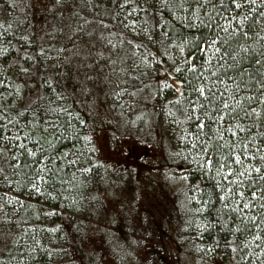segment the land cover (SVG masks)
<instances>
[{
	"label": "rangeland",
	"instance_id": "obj_1",
	"mask_svg": "<svg viewBox=\"0 0 264 264\" xmlns=\"http://www.w3.org/2000/svg\"><path fill=\"white\" fill-rule=\"evenodd\" d=\"M93 2L99 3V0ZM61 5L62 10L53 0H2L0 3V25H3L0 32L10 23L12 27L9 32L15 37L8 32L2 39H12V45L21 48L23 41L20 42L19 37L26 35L31 41L27 46L28 52L35 55L38 49L43 47L50 57L44 67L37 63L39 70L32 79L12 78L15 83L24 84L23 107L31 105L36 108L41 104L46 107V92L42 91L43 85L48 87L43 80L46 77L51 82V88H47L49 92L55 89L56 93H65L66 105L71 100L81 109L87 123L94 120L89 126L81 129L82 133L91 137L90 142L85 143L81 138L80 143L91 169L88 176L91 183L87 187L80 211H68L63 214V210L56 208V218L44 215V212L52 211V208L49 209L35 201L31 204L30 217L34 220L32 223L26 221L25 224L33 225L30 228L32 233L41 234L45 241H41L44 262L40 260L37 264H74V261L75 264H220L213 262L210 255L205 256L203 244L195 238L200 237V234L194 235L193 226L186 227L184 215L180 210L187 196V187L181 181L180 175L186 166L184 161L192 159L190 164L201 168V157L205 154L200 149L201 140L193 136L194 117L191 111H195V117H199V121L203 118L199 116V111H196L197 101L193 94L186 91L187 100H181L186 104L182 111H178L172 104L179 103L178 96L185 90L176 81L182 78L188 63H185L182 56L172 53V47H169V55L181 67L182 72L172 75L176 81L167 80L170 85L179 88L178 94L165 95L173 89L159 87L162 83L161 68L155 64L151 69L143 66L134 72L130 69L129 75L120 71L127 67V64L117 63L115 73H112L103 61H100L98 66L86 68L81 65L85 62L91 64V60L74 58L69 65L65 59L69 55L67 51L61 54L59 61L52 59L51 57L56 56L55 49L70 47L67 43V25L72 23L75 26L77 19L69 20L70 10L74 8L82 16L87 15L91 19L89 8L82 6L81 0H61ZM254 7L263 8L264 0H256ZM239 11L234 8L228 14L221 15V20H218L220 25L229 29L228 33L222 32L223 35H229L230 31L237 27L231 17ZM244 12L247 13V9ZM103 18L108 23H116L106 16ZM60 29H63V32ZM219 31L218 29V34ZM218 36L220 37V34ZM219 43L218 41L217 47ZM216 54L218 55L215 49L210 48L204 55L206 60L200 63V78L206 80V72L214 77L207 81L205 95L207 88L217 90V84H226V81L217 79L219 73L215 68H220L225 63L218 62L220 59ZM10 55L14 53L11 52ZM36 58L37 61L40 60L39 56ZM157 58L163 60L165 68L171 71V60L161 57L159 53ZM130 63L131 61L128 62ZM56 64H59V67L53 66ZM45 67L47 71H44ZM141 71H147L159 83L149 86V82L140 80ZM8 75L11 76V70ZM132 76H139V80L132 79ZM141 81L148 85L142 91L139 90ZM83 89H87V92H83ZM122 90V95H115ZM132 92H136V95H131ZM227 96H230V93H227ZM40 97L44 99L41 100ZM41 113L44 115L43 109ZM17 120L18 129L11 130L9 135L18 134L22 143L25 138L24 129H29L32 125L42 128L40 121H33L32 111L23 113ZM203 135L201 134V137ZM229 145L228 147L231 146ZM244 146L238 149H244ZM231 147L234 150L231 157L233 161L235 155L240 154L235 152L236 147ZM249 148L251 147L247 145V149ZM254 153L255 151L247 153V156L240 155L242 162L245 166L252 164L262 167L257 162L253 163L256 158L252 157H257ZM232 161L229 165L235 172L239 165ZM54 162L57 165V160ZM45 165L52 167V163L44 159L40 167ZM223 171L227 172V166ZM251 174L253 172L246 175ZM261 176L263 177L262 174ZM236 178L228 177L229 180ZM219 182L224 188L226 199L232 200L227 198V189L236 186L222 178ZM65 192L68 196H74L73 201L76 200L77 193L71 190ZM5 196V199L12 197L14 201L17 197L21 201L24 200V197L11 191L6 192ZM237 198L239 197L235 198L236 206L243 207L240 198ZM5 204L10 209L9 217L13 223L18 222L23 217L21 206L15 203ZM250 208L245 209V212ZM14 209L16 215H13ZM59 214H62L60 220ZM52 228L57 231H48ZM3 242V239H0V245ZM45 244H48V250H54L51 257L46 255ZM23 255L20 253L22 258ZM72 259L75 260L72 262Z\"/></svg>",
	"mask_w": 264,
	"mask_h": 264
},
{
	"label": "trees",
	"instance_id": "obj_2",
	"mask_svg": "<svg viewBox=\"0 0 264 264\" xmlns=\"http://www.w3.org/2000/svg\"><path fill=\"white\" fill-rule=\"evenodd\" d=\"M1 2L2 0H0V3ZM212 3L217 5L215 11L210 5L200 10V15L202 17L207 14L214 18L212 28H200L199 30L177 28L175 31L169 29L170 35L173 36L174 44H182L185 49L184 52H181L179 48L172 46V53L182 56L184 61H188V67H186L187 69L182 74L181 79L176 81L174 76H169L167 79H170V81L174 79L176 82L186 81L183 84L178 83L181 87L183 86L185 90L180 96H178L179 103L172 102V104L178 108V111H182L186 104L182 103L181 100H187L185 97L187 92H191L193 94V98L197 101L195 103L196 111H199V116H203L200 121H197L195 117L197 115L194 113L195 111H191L194 117L193 136L197 140H206L208 142L209 151L207 153L204 152V158L205 160L211 159L214 164L213 169L209 171L207 169H203L202 167H194L193 164H190V162H193L192 159H189L190 162L188 160L184 161L186 166L183 168L184 170L180 172V175L181 181L184 182V186L187 187L185 188L187 189V196L183 207L180 210H182L184 215L186 227L191 225V227L193 226L195 230L194 235H196V233L200 234V237L196 236L195 238L201 242V245L203 244L202 249L205 256L210 255L213 262H219L220 264H264V223H262V221H264V209L259 207V204L264 203V201H255L251 204L252 208L246 210V212L242 206L240 207L242 212L233 211V207H237L235 199H226L222 201L218 198L220 196H224V191H221L220 187H216L217 181H220L221 178L216 176L215 167L217 160L221 163L227 162L228 165L230 164L232 159H229V152L230 150L231 152H234L231 146L236 147L235 152L242 156L244 149H238V147L242 145H248V147H251L247 149V153L255 151L254 154H257V157L253 163L257 162V164L261 166L259 157L264 155V120H262V117H264V63H255L254 57L256 59L264 60V57L260 56V53H264V16L259 14L260 12H264V7H257L256 12L249 15L248 20L240 30L247 32V36H243L240 34V31H236L237 27L230 31V33L236 32L235 35H223L222 32L219 31L220 38L226 39L227 45L219 43L221 53H218V55L216 54V56L220 57V55L224 52V48L228 47V51L231 55L235 56V62L228 55H225L224 59H220L218 61L220 63L224 62L225 65L220 68H215V70L219 73L217 79L226 81V84H217L218 89L215 90L212 88L213 92H217L218 95L222 96L223 99L232 106V109L238 111L237 102H239V105H241L246 111H251L252 108H255L256 112L261 114L260 116H254L249 120L238 121L249 130L246 132H239L233 128L236 135H232V133L225 132L224 129L237 123V121L230 120L229 115L226 112L219 113V115L224 116L223 121H210L208 117L203 115L205 109L199 107L201 104L205 105L209 117L217 115L215 109L219 105L215 102L213 104H207L204 97L199 96L198 92L195 91L201 86H206L208 83L207 81L214 78L210 76L209 72H206V80L200 78L202 71L200 70V63L206 60V56L204 57V55L206 54V51L208 52V50H210V48L196 52L191 45L186 42L193 41L194 36L196 38L203 37L204 39H208L209 37L215 38L219 35L217 33L218 28L215 27V24H220L218 20H221V15L223 16L228 14L234 9V6L230 7V10L225 11V9L220 6L219 0H212ZM224 4L228 5L229 0H224ZM249 25L252 26L249 27ZM9 34L14 38L12 32H9ZM244 49H247L248 51H244ZM153 51H155V49H153ZM10 53L8 55H10ZM164 64L165 63L163 62L159 65L161 68V82L164 81L165 73L169 71V69L165 68ZM241 68H243L245 72L243 81H241L238 75ZM141 72L146 73V75H140V80L149 82V86L151 84L156 86L159 83L158 80H155V77H152L147 71ZM233 78L235 79V83L233 82ZM236 84H240L239 91L236 90ZM47 88L48 87L46 85H43L42 87V91L46 92V107L48 106V98L51 97V99L55 101V103L51 104V107H66L69 111L73 112L74 115L79 113L80 117L86 121L84 115L81 113V109H78L73 102H71V100L69 101V104L66 105V101L57 99L52 92L47 90ZM0 91H3V89H0ZM175 93L178 94V91L173 89L165 95H175ZM227 93H230V96H227ZM206 95H208V93ZM247 97H252L253 99L248 100L246 99ZM16 107L22 113L31 111L28 106H25L24 108L19 102H17ZM36 117H39L42 121L37 120ZM47 117L40 111L36 113L35 116L33 115V121H40L39 125L45 127L47 126L45 122L50 123L52 121H57L59 123H63L68 120V117L63 113L58 115L53 113L47 115ZM88 118L90 119V117ZM9 119L17 120L15 109L9 112ZM93 121L91 120L90 122ZM253 121L259 122L253 124ZM90 122L87 123L86 121V125L89 126ZM198 122L204 123L205 127L202 130L197 129L196 124ZM2 123H7V120L2 121ZM70 123L75 124L78 129H83L85 126L80 125L75 119H72ZM18 127L19 121L18 125L15 127L9 125V131L3 135L10 136L9 134L11 130L18 129ZM41 129V127L33 128L31 126L29 129H24V134L28 133L33 138H39L42 134ZM216 129H219L223 133V139L216 138ZM201 133L204 134L202 137ZM80 135L82 136L84 133L80 132ZM40 142L43 144L42 140ZM21 143L22 142L20 141H14V144L17 146ZM61 143L68 145V147L63 148V151H68L72 144H75L76 148L79 149V156L81 158L71 155L68 157V159L78 160L75 165H68L60 160H57L56 166H62L63 168L58 175L65 181V183L61 185L59 181H57L55 190H53L52 187H48V192H50L52 196L56 197L55 200H49L47 196L38 197L35 193L29 195L31 191L30 185L25 187L22 184L19 190L15 186L17 180L26 181L27 178L23 174L14 175V169L9 165H17L24 160L31 163L35 158L25 155L21 157L20 161L9 159L8 162H5L3 159H0V168L4 169V175H7L8 179L12 181V185L10 187L4 186L3 183H1L2 185L0 184V196L6 197V192L11 191L17 196L24 197V200L22 201L23 207L20 208V211L23 212V217L16 223H13V220L9 217L10 209L6 207L3 200H0V203L4 204L3 209H0V239H3L4 241L3 244L0 245V264H37L40 260L41 262H44L41 241H45L41 238V234H38L37 232H33L34 234L32 233V229L30 228L33 225L25 224L26 221L32 223L34 220V218L30 217V210L32 208L31 204H33V201L38 204H43L49 209L52 208L51 205H57V209L59 211H64L63 214L68 211L69 213L80 211V207L82 205L81 203L84 202V197H86V192L88 190L87 187L91 183V180L88 179L91 169L85 160L83 149L80 147L81 140L79 142L75 140H64ZM22 144L26 145L28 148H32L33 151H37V149L33 146V139L26 138L25 136L24 143ZM217 145H219V148H217ZM228 145L230 147H228ZM0 147H8V145L0 141ZM44 148L48 149V145L44 144ZM200 149L203 151V146H201ZM21 151L22 150L18 147H14L12 152L9 153V157L12 155L19 156ZM48 151L50 152L51 150L49 149ZM221 156L224 157V160H220ZM37 158H39L40 163L32 164L33 169L38 168L43 164L44 157L41 156L38 151ZM203 163L204 160H202L201 165ZM83 168H89L90 171L83 172L81 171ZM16 171H18V169ZM22 171L31 175L29 169L27 168ZM261 174L264 177V167L260 176ZM4 175H0V181H3ZM251 176L256 180V184L253 185L254 188L257 190L264 188V179L258 178L257 174L254 172ZM182 177H187V179H183ZM243 183L245 185L243 190L245 191L246 197H248L249 190L247 189V179H244ZM68 190L77 193L75 201H73V195L68 196L67 194H64L66 193L65 191ZM248 198L250 199V197ZM237 199L239 200V198ZM225 203L228 204L227 208L223 207ZM29 205H31V207H29ZM196 209H203V211H196ZM5 213L8 215L5 216ZM252 216L256 217L254 221L249 219V217ZM54 217L57 218V215H54ZM60 217H62V214H59L58 220H60ZM255 225H259V227H256ZM257 235L260 238L254 239ZM44 248L45 250H48V244H45ZM20 253L24 254L23 258L20 256ZM74 260L72 259V262ZM75 263L76 261H74V264Z\"/></svg>",
	"mask_w": 264,
	"mask_h": 264
},
{
	"label": "snow or ice",
	"instance_id": "obj_3",
	"mask_svg": "<svg viewBox=\"0 0 264 264\" xmlns=\"http://www.w3.org/2000/svg\"><path fill=\"white\" fill-rule=\"evenodd\" d=\"M53 2L62 10L61 0H53ZM81 3L82 6L89 8L91 19H89L87 15L82 16L80 12L74 8L70 10L69 20L77 18L75 26H73L72 23L67 25L69 29L67 43L70 47L55 49L56 56L51 57L52 59L59 61L61 54L67 51L69 55L65 59L69 65H71V61L74 58H80L82 61L91 60V64L85 62L81 65L86 68L98 66L99 62L103 61L104 65L109 67L112 73H115L117 71V63L127 64L128 66L120 69V71L131 75V72L129 71L130 69L134 72L141 66L151 69L154 64L157 66L162 64L163 61L157 58V53H159L161 57H167L168 60L172 61L171 71L165 73L164 81L159 87L162 89L173 88L175 91H179V88H176L175 85H170L167 82V79L174 73H181L182 69L169 55L168 49L172 46L179 48L181 52H184L185 49L182 44H174L173 36L170 35L169 29L172 31H175L177 28L196 30H199L200 28L210 29L213 27L214 18L207 14L202 17L200 15V10L209 5L214 11L217 8V5L213 4L212 0H99V3H94L93 0H81ZM219 4L225 9V11L230 10V7L232 6H234L235 9L240 10L236 15L231 17V20L236 22V31H240L248 20L249 15L256 12V8L254 7V5H256V0H229L228 5L224 4V0H219ZM105 6H107V9H105ZM245 9H247V13L244 12ZM259 14L264 16V12H260ZM105 16L112 21H116V23L106 22L103 18ZM251 26L252 25H249V27ZM0 27H3V25H0ZM11 27L12 25L9 23L8 26L4 28L3 32H0V89H3V91H0V141L8 145V147H0V159H3L5 162H8L9 159L20 161L21 157L25 155L35 158L31 163L24 160L17 165H9L14 169V175L23 174L27 178L26 181L17 180L15 186L19 190L22 184L25 187L30 185L31 191L29 195L35 193L38 197L47 196L49 200H55L56 197L48 192V187H52L53 190H55L57 181H59L61 185H63L65 181L58 175L63 170L62 166L57 167L54 161L60 160L68 165H75L78 160L68 159V157L70 155L79 157L80 155L79 149L76 148L75 144H72L68 151H63V148L68 147V145L62 144L61 142L64 140H75L79 142L82 138L85 143H88L91 141V137L87 134H84L81 137V129H78L75 124L70 123L72 119H75L80 125L86 126V121L80 117L79 113L74 115L73 112L63 106L56 108L51 107V104L55 103L51 97L48 98L47 107H44V105L41 104L36 108H32V106L29 105L28 107L31 109L33 115L35 116L36 113L43 109L45 115L53 113L58 115L63 113L68 117V120L63 123L57 121H52L50 123L45 122L47 126L42 127V134L39 138H33L28 133H25L26 138L34 140L33 146L41 156L52 163L51 168L45 165L44 167L33 169L32 164L40 163L39 158H37V151H33L32 148H28L22 143L18 146L15 145L14 141L20 140L18 134L12 136L3 135L9 131V125L14 127L18 125V120L9 119V112L11 110H16L17 117L23 116V113L16 107V105L17 102L21 105L23 103L22 89L24 84L15 83L12 78L15 77L17 80H22V78L27 77L28 79H32L35 72L39 70L36 67L37 63H39L41 67H44L46 61L50 58L47 56L43 47L39 48L35 55L28 52L27 46L31 41L26 35L19 37V39L23 41L21 45L23 51H21V48H16L12 45L10 40H3L2 38L8 35ZM215 27L221 32L228 33L229 31L227 27H224L219 23H216ZM60 31L63 32V29H60ZM235 34L236 32L229 33V35ZM240 34L247 36V32L240 31ZM218 41L222 45H227V40L220 38L218 35L215 38L209 37L208 39H204L203 37L196 38L194 36L193 41L186 42L189 43L196 52L203 51L207 48H214L216 53H221V48L217 47ZM10 49L14 55H8ZM153 49H155V51H153ZM244 51L248 50L244 49ZM225 55H228L235 62V56L231 55L228 51V47L224 48V52L220 55L219 59H224ZM37 56L40 57L39 61H37ZM260 56L264 57V53H260ZM254 60L257 64L264 63V60L262 59H256L254 57ZM129 61H131L130 64H128ZM185 63H188V61L185 60ZM53 66L59 67V64ZM9 70H11V76L8 75ZM44 71H47L46 67L44 68ZM157 71H159V67H157ZM140 75H146V73L140 72ZM238 75L241 81H243V76L245 75L243 68L240 69ZM88 79L91 78L88 77ZM105 79H107V76ZM132 79L139 80V76H132ZM43 80L44 84H47L48 87L51 88L50 80L46 77H44ZM184 82L186 81H178L177 83L183 84ZM233 82L235 83L234 78ZM140 83V91H142L144 87H148V85L144 84L142 81ZM221 83H223V81H221ZM236 90H240V84H236ZM82 91L87 92V89H83ZM195 91L198 92L199 96L204 97L207 104H213L215 102L219 105L215 109L217 115L214 117L208 116V111L205 108V105H199V107L205 109L203 115L208 117L210 121H223L224 116L219 115L221 112H226L229 115L230 120L237 121V123L224 129L225 132L232 133V135H236L233 128L239 132H246L249 130L238 121L249 120L254 116L261 115L256 112L255 108H252L251 111H246L241 105H239V102H237L239 110L232 109V106L229 105L222 96L218 95L217 92H213L210 87L207 88L208 95H205V86H201ZM52 93L57 99H67L66 94L63 92L56 93L55 89H52ZM122 94L123 90L115 93L116 96ZM131 95H136V92H132ZM40 99L43 100L44 97H40ZM246 99L252 100L253 98L247 97ZM189 118L191 119V117ZM36 119L39 120V117H36ZM199 119V117H196L197 121H199ZM5 120H7V123H2V121ZM262 120H264V117H262ZM257 122L259 121H253V124ZM32 127L35 128L37 125H32ZM196 127L198 130H202L205 125L202 122H198ZM215 131L217 133L216 138L223 139V133L219 129H216ZM41 140L43 141V144L40 142ZM200 143L203 146V151L207 153L209 151L208 142L202 140ZM44 144L48 145V149L44 148ZM14 147H18L22 151L19 156L12 155L9 157V153L12 152ZM217 148H219V145H217ZM49 149L51 150L50 152L48 151ZM244 149L245 150L242 154L247 156V145L244 146ZM232 155L233 153L230 150L229 159H231ZM255 158V156L252 157V159ZM201 159L204 160V163L201 165L203 169L209 171L213 169L214 164L211 159L205 160L204 157H201ZM259 159L262 167H264V155H261ZM220 160H224V157L221 156ZM232 162L239 165V169L235 172L227 162L221 163L217 160L215 165L216 176L221 177L229 184L236 186L235 188L227 189V198L235 199L238 196L243 203L244 209L250 208L251 204L255 201H264V188H260L259 190L254 188L253 185L256 184V180L251 175H246L255 172L258 178L264 179V177L260 176L262 167H255L252 164L245 166L240 155H235ZM226 166L227 172L225 173L223 170ZM25 168L29 169L31 175L22 171ZM17 169L18 171H16ZM81 171L89 172L90 169L83 168ZM0 175H4L3 168H0ZM229 176L237 178L229 180ZM182 178L187 179V177ZM244 179H247L248 181L247 189L249 190L248 197H250V199L246 197L245 191L243 190L245 188L243 183ZM0 183H3L4 186L8 187L12 185V181L8 179L7 175H4V179L3 181H0ZM216 187H220L221 191H224V188L221 187L219 181H217ZM218 198L222 201L226 200V196H220ZM0 200H3L7 204L15 203L23 207V202L18 197L14 201L12 197L5 199V197L0 196ZM3 207L4 204L0 203V209H3ZM29 207H31V205H29ZM51 207L53 210L44 212L45 216H54L57 214L55 209L58 206L51 205ZM223 207L227 208L228 204L225 203ZM259 207L264 209V203H260ZM232 210L235 212H242V209L239 207H233ZM196 211H203V209H196ZM7 215L8 214L5 213V216ZM13 215H16L15 209L13 210ZM249 219L254 221L256 217L252 216L249 217ZM262 223H264V221H262ZM255 226L259 227V225ZM48 231L56 232L57 229L52 228L48 229ZM259 238L258 235L254 237V239ZM53 254L54 250H46V255L48 257H51Z\"/></svg>",
	"mask_w": 264,
	"mask_h": 264
}]
</instances>
